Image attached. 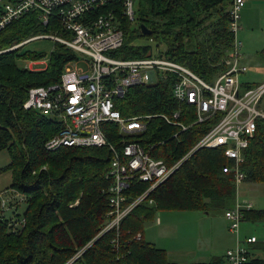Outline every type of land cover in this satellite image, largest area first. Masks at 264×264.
Returning <instances> with one entry per match:
<instances>
[{
    "label": "trees",
    "instance_id": "obj_1",
    "mask_svg": "<svg viewBox=\"0 0 264 264\" xmlns=\"http://www.w3.org/2000/svg\"><path fill=\"white\" fill-rule=\"evenodd\" d=\"M231 3L232 0H135L134 23L118 12L124 41L108 54L142 57L153 49L136 40L152 39L160 55L212 81L227 69L224 60L233 49L228 13ZM140 24L150 28L151 33L143 34ZM50 26L42 24L34 13L25 14L0 31V50L58 28L55 23ZM23 45L0 53V151L7 150L10 160L4 169L12 173V182L6 189L23 195L25 205L22 213L16 208L7 213L0 206V264H64L81 249L73 264H110L116 253L121 264H174L163 249L143 239V221L161 210L207 212L232 208L236 184L233 174L222 168L232 166L234 160L224 155V147H203L192 152L123 219L121 247L113 251L110 241L114 230L97 237L109 210L106 173L111 152L106 146L47 150L45 142L58 132L60 120L55 114L23 108L30 87L60 82L65 65L77 55L55 42L48 63L32 69L20 65L19 59L36 60L41 55L21 53ZM173 81L172 75H166L154 83L131 86L115 104L123 117L153 115L146 131L129 139L145 148L153 144L152 155L162 157L168 165L181 160L215 122H196L194 108L173 97ZM175 112L177 117L173 116ZM159 114L187 128L182 130L180 125L156 116ZM104 131L120 148L122 141L116 125L107 122ZM242 157L239 168L245 174L243 181L264 184L263 119L256 120L255 133L242 150ZM147 188L148 183L133 180L126 192L133 198ZM242 215V221L260 222L264 220V209H243ZM138 233L137 239L134 236ZM250 244L248 259L242 264H264V257L253 252L264 253V241ZM192 264L228 262L224 254L206 263Z\"/></svg>",
    "mask_w": 264,
    "mask_h": 264
},
{
    "label": "built area",
    "instance_id": "obj_2",
    "mask_svg": "<svg viewBox=\"0 0 264 264\" xmlns=\"http://www.w3.org/2000/svg\"><path fill=\"white\" fill-rule=\"evenodd\" d=\"M243 5L244 0H232L228 9L233 51L231 58L226 61L227 69L217 73L212 81H206L181 63L160 55L158 48L156 52L148 51L142 57L121 58L108 54L124 41L118 12L134 23L135 0H0V31L28 13L36 14L44 25L51 27L50 24L55 23L58 27L2 49L0 53L36 39H52L81 55L88 63V70H83L76 65V58L65 65L60 82L30 87L23 108L55 114L60 120L58 132L45 142L47 150L63 146H106L111 152L112 158L106 173L109 178L106 191L109 210L97 237L114 230L110 241L113 251L121 247L120 225L123 219L195 150L224 147V155L233 159L234 164L225 165L222 170L233 174L235 184L244 180L245 174L239 164L243 160L242 150L248 146L255 133L256 120H264V82L240 93L239 76L247 70L239 62L241 43L236 36ZM166 75L174 77L173 97L194 108L196 122L215 119L212 127L190 151L172 165L152 155L153 144L145 148L129 139L146 131L148 120L153 115L123 117L115 108L116 101L125 95L129 87L154 83ZM156 116L180 125L182 130L187 128L180 122L171 121L166 115ZM173 116L177 117L178 113L175 112ZM107 122L116 125L122 141L120 148L105 134L104 124ZM133 180L148 183V188L130 198L126 191ZM0 199L1 209L5 211L13 206V203L9 206V201L19 204L23 202L24 196L14 189H4L0 192ZM251 207V202L242 205L236 198L234 206L224 213L230 231L238 233L242 211ZM134 237L138 239L140 234ZM256 241L253 235L245 238L247 244ZM241 243V240H237L234 248L226 250L228 264L247 261V248ZM82 251L76 252L64 264H73ZM110 264H121L118 253Z\"/></svg>",
    "mask_w": 264,
    "mask_h": 264
},
{
    "label": "rangeland",
    "instance_id": "obj_3",
    "mask_svg": "<svg viewBox=\"0 0 264 264\" xmlns=\"http://www.w3.org/2000/svg\"><path fill=\"white\" fill-rule=\"evenodd\" d=\"M241 33L242 31L239 25L237 32L238 40L243 42ZM245 35H248V41H246L244 48H240L241 55L239 62L246 64L248 70L240 74L241 79L239 83L241 94L246 89L256 86L257 84L255 83L262 82L264 78V22L261 28L255 29L252 32L248 31ZM257 36L261 38L258 39ZM255 41H257V44L253 46ZM54 43L52 39L43 38L26 43L21 47V53L31 52L41 56L36 60L21 57L19 59V64L28 65V67L32 66V69L44 67L49 61L50 54L54 49ZM136 43L139 45H150L153 52L157 51L155 44L150 39L140 38L136 40ZM13 45L17 44H12V46ZM160 47L161 50H163V45H160ZM253 49L254 51L252 52ZM76 55V65L83 70H88L87 61L84 60L81 55L77 53ZM231 56L232 53L229 55V58H226L224 61L230 59ZM9 160L10 158L7 150H1L0 190L8 188L12 182L11 171L4 169L9 163ZM246 185L247 187H245ZM237 193L240 204L243 205L251 201L255 208H264V184L255 183L250 186L249 182L244 181L238 185ZM24 206V204H21V213ZM10 209H14V207ZM200 213L168 210L157 211L152 217H147L143 221L141 235L145 241L153 242L157 248H164L168 253L167 258L170 260L176 258L174 262H177V264H182L178 262V259H183L188 255H193L192 257H194V247L201 250V252H197L198 255L210 257L219 256L223 253L225 254L227 247L234 248L236 245V238L235 235L231 234L228 230L229 222L224 217L223 210L215 209L214 211H209L207 215ZM158 218L161 221L160 224L157 223ZM191 231L194 234L195 231H197L198 235L195 234L196 236L192 237L190 234ZM237 235V239L242 241L241 245L246 248H250L251 244L245 243V238L251 235L255 236L257 241L263 242L264 220L256 223L241 221ZM204 249H206L208 253H204ZM253 252L257 256L264 257V253L261 251L253 250ZM189 260L191 259L183 262H188Z\"/></svg>",
    "mask_w": 264,
    "mask_h": 264
},
{
    "label": "crops",
    "instance_id": "obj_4",
    "mask_svg": "<svg viewBox=\"0 0 264 264\" xmlns=\"http://www.w3.org/2000/svg\"><path fill=\"white\" fill-rule=\"evenodd\" d=\"M240 19H239V22H240V27H241V31H242V33H241V37H242V39H243V42H241V41H239L240 43H241V47H243L244 48V45H245V43H246V41H248V35H245L248 31L249 32H252V31H254L255 29H258V28H261L262 26H263V22H264V0H244V5H243V7L241 8V10H240ZM238 32V31H237ZM237 36V39H238V34L236 35ZM257 38L258 39H260L261 37H258L257 36ZM257 44V41H255V43H254V45L253 46H255ZM240 47V48H241ZM254 51V49L252 50V52ZM240 55H241V52H240ZM241 64H243V63H241ZM243 65H245L246 67H247V65L246 64H243ZM32 67V66H31ZM247 70H248V68H247ZM246 70V71H247ZM241 76H239V81H240V78ZM262 82H264V78H263V80H262ZM262 82H258V83H255V84H259V83H262ZM162 158V157H161ZM242 182H244V181H242ZM241 182V183H242ZM240 183H238V184H236V198L238 197L237 196V188H238V185H239ZM251 184H255V183H249V185L251 186ZM245 187H247V185L245 186ZM6 189V188H5ZM1 191H3V189L1 190ZM0 191V192H1ZM10 202H12L13 203V206L12 207H14V208H16V209H18V210H21L20 208H21V204H24V203H19V204H15L14 202L15 201H13V200H11V201H9V204H10ZM251 202V201H250ZM252 203V202H251ZM251 208H255L254 206H253V204H252V207ZM259 209H264V208H259ZM11 210H13V209H7L6 210V212L7 213H9ZM210 211H214V210H210ZM226 211V210H225ZM225 211H223V215H224V213H225ZM157 212V211H156ZM181 212H197V213H200V214H204V215H207L208 214V212L209 211H201V210H191V211H181ZM155 214V213H154ZM190 214V213H189ZM225 217V216H224ZM242 222H245V221H242ZM157 223H161V221H160V219L158 218L157 219ZM228 230H229V228H228ZM229 232L231 233V234H233V235H235V238H236V241L238 240L237 239V237H238V235L237 234H235V233H233L232 231H230L229 230ZM191 236L192 237H195L196 235L195 234H197L198 235V232L197 231H195V234L194 233H192V231H191ZM248 235H250V234H248ZM252 236V235H251ZM151 243H153V242H151ZM154 244V243H153ZM235 244H236V242H235ZM229 247H227L226 249H228ZM246 248V247H245ZM160 249H162V248H160ZM163 250L165 251V253H166V255H168V253H167V251L163 248ZM193 252H195V255H194V257H192L193 255H188L187 257H185V258H183V259H178V262H180V263H182V264H192V263H206V262H209V261H211V260H213L216 256H213V257H210V256H204V255H198L197 254V252H201V250L200 249H197V248H193ZM205 251H204V253H208V251L206 250V249H204ZM221 255H224V253L223 254H221ZM168 257V256H167ZM191 257V258H190ZM209 257V258H208ZM188 259H191V260H189L188 262H183V261H185V260H188ZM169 261H171V262H173L174 264H177V262H174V261H176V258H173V260H170V259H168Z\"/></svg>",
    "mask_w": 264,
    "mask_h": 264
},
{
    "label": "water",
    "instance_id": "obj_5",
    "mask_svg": "<svg viewBox=\"0 0 264 264\" xmlns=\"http://www.w3.org/2000/svg\"><path fill=\"white\" fill-rule=\"evenodd\" d=\"M140 31L143 34H150L151 33V29L148 28L145 24H140Z\"/></svg>",
    "mask_w": 264,
    "mask_h": 264
}]
</instances>
